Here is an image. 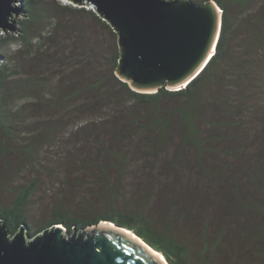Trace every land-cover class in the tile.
Listing matches in <instances>:
<instances>
[{"label":"trees","instance_id":"trees-1","mask_svg":"<svg viewBox=\"0 0 264 264\" xmlns=\"http://www.w3.org/2000/svg\"><path fill=\"white\" fill-rule=\"evenodd\" d=\"M211 1L222 23L201 72L180 90L138 93L116 77L117 35L95 11L20 0L15 31L0 36V192L17 177L33 179L0 202L10 234L22 225L30 237L61 225L70 235L109 222L168 264H234L231 248L238 243L263 246L264 195L257 192L264 189V129L253 158V138L236 127L233 110L242 102L248 113L264 111V0ZM239 31L245 36L230 58ZM156 162L165 187L157 173H144ZM61 169L85 178L80 193L100 194L107 213L77 214L62 204L32 230L28 209L37 178ZM88 180L99 182L98 192ZM155 194L164 209L151 207ZM233 230L236 244L229 241Z\"/></svg>","mask_w":264,"mask_h":264},{"label":"water","instance_id":"water-1","mask_svg":"<svg viewBox=\"0 0 264 264\" xmlns=\"http://www.w3.org/2000/svg\"><path fill=\"white\" fill-rule=\"evenodd\" d=\"M67 1L86 5L111 26L119 53L115 75L138 93L184 88L213 55L222 23L211 0ZM12 3L0 0V33L14 32L22 16ZM119 229L97 225L63 235L54 225L30 237L27 226L12 235L0 220V264H164Z\"/></svg>","mask_w":264,"mask_h":264},{"label":"rangeland","instance_id":"rangeland-1","mask_svg":"<svg viewBox=\"0 0 264 264\" xmlns=\"http://www.w3.org/2000/svg\"><path fill=\"white\" fill-rule=\"evenodd\" d=\"M58 1L60 3H63V4H70L72 6H75L72 4V2H69L67 0H58ZM17 4H20V6H21L20 0H15V3H12V6L20 8V6H18ZM75 7H77V6H75ZM87 9H89V8H87ZM21 13H22V11H21ZM71 15L72 14L64 17V20H66V19L70 20V18L72 19L73 17ZM20 17L21 16L17 15L16 19L14 20L15 21V24H14L15 29L17 26L16 25L17 20ZM76 20H78V19H76ZM83 23H85V22H83ZM3 34H5V33L1 32L0 36ZM244 36H245V33L243 31H239L232 36L231 51L229 54L230 58L232 57L233 53L237 51L236 49H238V48L236 47V45H238V43L240 42V40ZM15 48H16L15 46L11 47V51L15 50ZM245 108H246L245 104L242 102H240L238 106L234 107L235 110H233V117H234L233 122L234 123L236 122V127L244 130L245 132H248V137L253 138L252 140H250L248 147L250 148L251 155L254 154L255 156L253 158H255L258 154V148H257V144L254 141V139L263 132L264 126H262V125L264 124L263 123L264 122V119H263L264 118V111L263 112L257 111L254 114L253 112L248 113L249 112L248 109L246 111ZM243 140H246V139H243ZM250 152H248V153H250ZM263 154H264V151H263ZM235 162H236V160H229V164L231 165L232 170H234V168L237 167L235 165ZM161 163L162 162H158L157 164H155L154 170H151L150 168L147 167L148 169L147 170L145 169L144 173L145 174L148 173L149 175H152V174L155 175L157 173L156 176L158 178V182L161 183L160 184L161 187H165L164 184L165 183L167 184V182L164 181L165 177L163 176V170L160 166ZM156 165H157V167H156ZM59 172L60 173L51 172L48 175L40 174L37 178V180H38L37 181L38 182L37 188L38 189L36 191V194L32 198L31 203H30L31 206L28 209L29 221H30L32 230H36L40 225H42V223L46 222L49 219V216H50L51 212L53 211V209H55V207H57L58 205H62V204H63V206H67V208L70 209V212H75L77 214H83L88 209L95 212V214H105V212H106V210L104 208L106 206L105 205L106 203L101 201V199H100L101 195L100 194H98V195L95 194V196H93V195L89 196V193H84V194L80 193V190L83 188V187H81L82 186L81 184H83L85 178L80 177L79 174H74V171H73V174L70 176L68 175L67 172L63 171L62 169ZM173 173H174V176L176 178L177 171L175 170ZM50 176H52V177H50ZM32 179H33V176H28V177H17L14 180V182H12V183H11V180L9 182L7 181V185L5 183V185L2 187L3 192H0V202L1 203H8L10 201V199L13 197V195L10 193V191L13 193L14 191L17 190L16 187L22 186V185L28 183L29 181H31ZM90 181L89 180L85 181L87 184H89V185L91 184L89 187V190L93 191V193H95L96 191L98 192L99 187H100V186H98L99 182L93 181V180H90ZM167 181L169 183L172 182L171 178H169V177H168ZM124 183H125V181H124ZM160 185H159V188H161ZM263 187H264V185H263ZM191 190L193 192H201V195L206 196V198H204L203 196H200V197L207 200L208 194L204 193L201 187H193ZM262 190L264 191V189H262V188L258 190L257 197H259V196L261 197L262 195H264L261 193ZM211 199L216 200L217 196L214 195ZM108 200L109 199H106V201H108ZM159 200L160 199H158V197H156V194H155V197H152L151 207L154 208L157 206L158 208L162 207L164 209V205L162 203H160ZM134 202H136V201H134ZM121 209H123V208H121ZM154 211H155V208H154ZM213 214H215V212H213ZM152 216L153 215H151V217ZM101 224L102 223H100L99 225H101ZM200 224L201 223H198L197 225H200ZM57 226H59L63 229L62 230L63 235H68V233L63 228V226H61V225H57ZM125 230H127V229H125ZM129 232H131V231H129ZM131 233L134 234L133 232H131ZM231 233H232L231 237L233 239L231 238L229 241L233 244H236L235 242L237 240H236L235 236L237 234V230H233V232H231ZM38 234H39V232L37 234H35L33 237L37 236ZM240 244L238 243V248H233V247L231 248L233 255L236 257L235 262H233L234 264H264V244H263V246H258L257 244L256 245L253 244V245H251V247H247L245 245H240ZM239 247H240V250H239ZM258 248H260V250H258ZM262 251H263V254H262ZM156 253H158V252H156ZM227 260H231V259H227Z\"/></svg>","mask_w":264,"mask_h":264},{"label":"bare ground","instance_id":"bare-ground-1","mask_svg":"<svg viewBox=\"0 0 264 264\" xmlns=\"http://www.w3.org/2000/svg\"><path fill=\"white\" fill-rule=\"evenodd\" d=\"M101 225H107V226H110V227H114L115 228V225L112 224V223H109V222H103ZM120 231H123L127 234H130V238L131 239H136L143 247H145L151 254L153 255H160L158 253H156L155 251H153L151 248H149V246H147L142 240H140L137 236H135L134 234H132L131 232H129L128 230H125V229H119ZM162 261L164 264H167V262L162 258V256L160 255Z\"/></svg>","mask_w":264,"mask_h":264}]
</instances>
